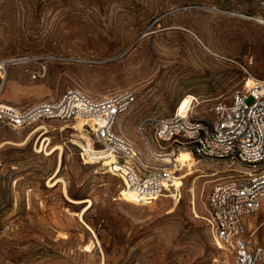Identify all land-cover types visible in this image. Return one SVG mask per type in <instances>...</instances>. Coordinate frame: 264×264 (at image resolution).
I'll return each mask as SVG.
<instances>
[{
	"label": "rangeland",
	"instance_id": "rangeland-1",
	"mask_svg": "<svg viewBox=\"0 0 264 264\" xmlns=\"http://www.w3.org/2000/svg\"><path fill=\"white\" fill-rule=\"evenodd\" d=\"M251 77L264 79V0H0V103L129 89L136 100L116 129L142 151L143 117L208 119ZM77 122L0 121V264H205L219 253L207 198L242 163L189 155L192 165H170L178 188L135 204L119 199V176L82 161ZM44 136L63 145L53 186L59 150L38 152ZM67 197L91 200L82 219L84 204ZM252 240L264 247V225Z\"/></svg>",
	"mask_w": 264,
	"mask_h": 264
},
{
	"label": "built area",
	"instance_id": "built-area-1",
	"mask_svg": "<svg viewBox=\"0 0 264 264\" xmlns=\"http://www.w3.org/2000/svg\"><path fill=\"white\" fill-rule=\"evenodd\" d=\"M135 100L129 89L93 98L81 89L68 88L55 100L38 101L25 108L0 103V121L11 128L46 120L84 122L90 145L79 147L82 161L103 164V160L112 158L121 168L111 171L126 188L157 191L146 194L153 199L140 200L142 203L176 188L173 182L178 177L163 158L175 149L242 163L244 169L236 170L209 192L207 210L219 253L205 264H261L264 248L252 243L256 228L248 232L245 219L264 208V79L251 77L228 101H214L205 120L184 111L143 117L137 130L146 151L116 129ZM167 144L171 145L170 153L162 152Z\"/></svg>",
	"mask_w": 264,
	"mask_h": 264
},
{
	"label": "bare ground",
	"instance_id": "bare-ground-1",
	"mask_svg": "<svg viewBox=\"0 0 264 264\" xmlns=\"http://www.w3.org/2000/svg\"><path fill=\"white\" fill-rule=\"evenodd\" d=\"M64 126H68V125L66 124ZM71 127L73 129H75L76 131H78L77 133H74V135H73L75 139L70 140L72 143L78 145L79 147H86L85 142H88L89 145H90L89 136L86 135L87 140H85L84 136L82 135V133H84V132L86 134L88 133L86 131V129L84 128V122L78 121L75 125H73ZM85 133H84V135H85ZM40 137H43V136H40ZM49 144H50V139L48 137L44 136V138H43V140H42V142L40 144V147L37 149V151L38 152L43 151L46 155H49V154L53 153L55 150H59L58 159H57L58 162H57V168H56L55 174H54L53 178L50 179V181L48 182L49 183L48 185L53 186V185H55V183L57 181H61L62 180V179L60 180V177L56 178V172L58 171V169L60 167V165H59V157H61V154L63 152V145L62 144H55V145H52V146L48 147ZM180 151H182L184 154L176 156L179 153L178 152L175 155H173V154H165L164 155L165 156L164 161L166 162V164H174L173 166H176L177 168H175V169H177V170H181L185 166L192 165V162L188 161L189 160V158H188L189 155H192V154L188 150H180ZM194 164H195V162H194ZM103 165L106 166L109 171H111V170L113 171V170H117V169L121 168V166L117 162L112 160V158L103 160ZM191 172L192 171H188V172L182 174L180 178L183 179L185 176L191 174ZM173 185L176 188H178V186H179L178 178H177V180H174ZM64 188H65V185H64ZM153 193H157V191L156 192H146V191H144L143 189H140V188H138V189H136V188L129 189V188H126L124 186L123 189L120 191L119 199H122V200H125V201H129V202H132V203H135V204H139V203L142 204V202H140V200L145 201V200H148L149 198L153 199V197H147L146 196V194H153ZM67 198L70 201H72V202H74L76 204H82V203L84 204V206H82V209H81L80 215H79V218L82 219L81 218L82 214L91 206V200L90 199H71L69 197H67Z\"/></svg>",
	"mask_w": 264,
	"mask_h": 264
},
{
	"label": "crops",
	"instance_id": "crops-1",
	"mask_svg": "<svg viewBox=\"0 0 264 264\" xmlns=\"http://www.w3.org/2000/svg\"><path fill=\"white\" fill-rule=\"evenodd\" d=\"M264 212V208L257 211L256 213H260V212ZM255 214V213H254ZM245 223H246V226H247V229H248V232L251 231L252 229H255L256 228V231L257 229H259L262 225H264V217L260 220H258L254 225H252L251 227L248 226V217H246L245 219ZM250 228V229H249ZM254 236V235H253ZM252 243L253 244H257V243H254L253 240H252ZM260 245V244H259ZM263 247V246H262ZM264 248V247H263ZM261 264H264V255H263V260H262V263Z\"/></svg>",
	"mask_w": 264,
	"mask_h": 264
},
{
	"label": "water",
	"instance_id": "water-1",
	"mask_svg": "<svg viewBox=\"0 0 264 264\" xmlns=\"http://www.w3.org/2000/svg\"><path fill=\"white\" fill-rule=\"evenodd\" d=\"M12 62L20 61V59L11 60Z\"/></svg>",
	"mask_w": 264,
	"mask_h": 264
}]
</instances>
